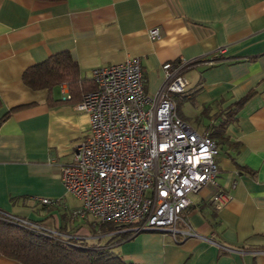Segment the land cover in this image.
Returning <instances> with one entry per match:
<instances>
[{"label": "crops", "instance_id": "obj_1", "mask_svg": "<svg viewBox=\"0 0 264 264\" xmlns=\"http://www.w3.org/2000/svg\"><path fill=\"white\" fill-rule=\"evenodd\" d=\"M63 51L85 80L98 68L139 58L150 96L164 83L165 63L214 60L188 71V89L172 98L177 116L198 133L224 131L216 184L192 194L186 214L196 232L236 252L196 239L176 243L157 231L109 245L108 237L123 233L107 235L98 247L127 264H264V0H0V120L8 115L0 125V209L92 236V216L72 217L81 202L65 190L61 171L89 117L77 104L50 107L48 90L22 80L28 68ZM62 88L70 96L62 84L56 100H64ZM217 193L230 197L222 209L212 201ZM0 264L21 263L0 257Z\"/></svg>", "mask_w": 264, "mask_h": 264}, {"label": "built area", "instance_id": "obj_2", "mask_svg": "<svg viewBox=\"0 0 264 264\" xmlns=\"http://www.w3.org/2000/svg\"><path fill=\"white\" fill-rule=\"evenodd\" d=\"M150 36L159 39V30L153 29ZM213 63L205 57L165 63L164 83L154 96L145 92L139 58L94 71L95 90L75 106L89 117V129L61 171L65 190L81 202L72 217L92 216L95 238L157 231L170 234L176 243L196 239L236 252L196 232L184 216L191 195L216 184L220 147L177 116L172 97L188 89V71ZM62 92L69 100L66 90ZM229 201L224 193L213 196L217 209ZM41 202L54 204L49 199ZM0 221L64 244L84 240L1 209ZM110 223L121 229L103 234L100 228Z\"/></svg>", "mask_w": 264, "mask_h": 264}, {"label": "trees", "instance_id": "obj_3", "mask_svg": "<svg viewBox=\"0 0 264 264\" xmlns=\"http://www.w3.org/2000/svg\"><path fill=\"white\" fill-rule=\"evenodd\" d=\"M38 1L61 2L64 0ZM22 80L31 90H48L50 107L79 104L86 94L96 88L93 79L81 78L80 68L68 51L57 53L46 61L28 68L23 73ZM62 84H67L69 87V100H56L53 96L54 91ZM242 104L243 101L238 106ZM7 116L0 120V125ZM209 136L216 139L217 143L226 141L224 131L209 134ZM190 207L191 205L184 212V216H187L186 212ZM118 228L112 223L105 224L101 232L106 234ZM130 235V233H123L108 237L106 245L115 239L119 242L124 241ZM0 257L12 259L21 264H127L120 255L111 252L106 247H86L77 241L64 244L2 221H0Z\"/></svg>", "mask_w": 264, "mask_h": 264}, {"label": "rangeland", "instance_id": "obj_4", "mask_svg": "<svg viewBox=\"0 0 264 264\" xmlns=\"http://www.w3.org/2000/svg\"><path fill=\"white\" fill-rule=\"evenodd\" d=\"M212 201H213V198H212ZM83 219H87L88 218V216H85V217H82ZM91 227H92V229L94 230L95 229V227H94V221L91 223ZM103 227V226H102ZM102 227L100 228V230L102 231ZM92 229H90V231H89V234H91L92 236H80V238H84V240H79V241H77V242H79V243H82V244H84L86 247H91V246H89L90 244H92V245H96L97 247L98 246H101V242L102 241H104L105 239L102 237V238H94V237H96V236H98V235H96L97 234V231L95 232V231H91ZM89 237H91V239H89L88 240V238ZM92 238H94V239H92ZM98 239V240H97ZM93 240V242H91V243H89L90 241H92ZM97 243V244H96ZM103 245H105V243H103ZM83 246V245H82ZM100 248V247H99Z\"/></svg>", "mask_w": 264, "mask_h": 264}]
</instances>
